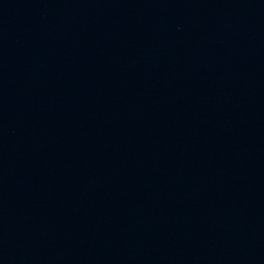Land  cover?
I'll list each match as a JSON object with an SVG mask.
<instances>
[{
  "label": "water",
  "instance_id": "95a60500",
  "mask_svg": "<svg viewBox=\"0 0 264 264\" xmlns=\"http://www.w3.org/2000/svg\"><path fill=\"white\" fill-rule=\"evenodd\" d=\"M0 264H264V0H0Z\"/></svg>",
  "mask_w": 264,
  "mask_h": 264
}]
</instances>
